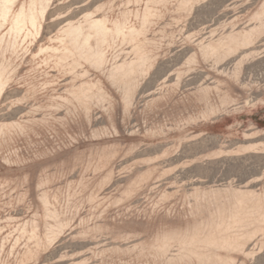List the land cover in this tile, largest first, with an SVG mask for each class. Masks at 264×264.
Here are the masks:
<instances>
[{
  "label": "rangeland",
  "instance_id": "rangeland-1",
  "mask_svg": "<svg viewBox=\"0 0 264 264\" xmlns=\"http://www.w3.org/2000/svg\"><path fill=\"white\" fill-rule=\"evenodd\" d=\"M0 264H264V0H0Z\"/></svg>",
  "mask_w": 264,
  "mask_h": 264
}]
</instances>
